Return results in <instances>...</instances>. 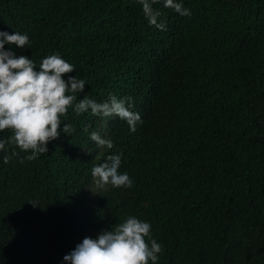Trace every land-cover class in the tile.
<instances>
[{"label":"trees","instance_id":"obj_1","mask_svg":"<svg viewBox=\"0 0 264 264\" xmlns=\"http://www.w3.org/2000/svg\"><path fill=\"white\" fill-rule=\"evenodd\" d=\"M174 3L191 14L158 0L162 31L139 0H0V31L30 41L5 50L29 57L37 71L54 54L74 65L63 78L86 82L74 104L84 96L104 102L117 90L131 96V111L147 112L133 133L146 147V171L129 188L95 186L93 160L105 153L89 154V137L105 118L77 115L74 104L47 153L28 160L16 148L4 163L0 150V264H63L80 233L78 243L95 239L128 216L151 224L162 247L156 264H264V0ZM129 130L117 117L103 137L117 147ZM32 183L38 199L64 205L70 224L51 232V218L63 217L48 212L5 226Z\"/></svg>","mask_w":264,"mask_h":264},{"label":"clouds","instance_id":"obj_2","mask_svg":"<svg viewBox=\"0 0 264 264\" xmlns=\"http://www.w3.org/2000/svg\"><path fill=\"white\" fill-rule=\"evenodd\" d=\"M139 2L149 24L162 31L166 30L163 22H157V17L161 13L152 7L158 0H151V3L149 0ZM164 7L172 8L182 16L191 14L189 9L180 3H174V0H164ZM29 42L27 34L0 31V132L5 130L11 132L8 138L0 139V150L6 153L3 157L4 163H8L12 156L17 155L16 148L30 152L31 155L26 157L28 160L47 153L48 143L60 136L61 117L67 115L68 109L73 107L77 100L74 94L83 92L85 88L86 82L83 79H77L76 76H69L67 80L63 78L65 74L73 72L75 67L59 55L43 58L37 71V65L29 57L17 56L15 52L5 50V44H14L23 49ZM120 94H117L116 90L106 97L104 102H96L84 96L73 107L77 115L90 110L93 116L105 118L99 125L98 132H91L89 137L91 144L95 146L89 154L101 148L107 156V160L104 159L105 156L94 158L91 169L95 186L100 190H104L108 185L129 188L134 179L144 176L146 171L143 157L146 147L133 134L136 125L144 127L147 118L146 108L140 107L134 112L131 111L126 107L134 106L131 96L123 92ZM117 117L124 120L130 130L129 135L116 147L113 139L103 137V130L110 119L114 120ZM62 131L71 135L74 128L65 123ZM84 131H88L87 126ZM125 149L130 153V160ZM16 162L21 161L16 158ZM35 188L33 183L25 188L22 198L18 200L16 209L18 217L11 223L5 221V226L10 225L16 229L19 224H26L32 220L31 216L48 212L63 217L51 218V223L46 225L51 232L59 231L61 227L70 224L71 215L64 205L38 199V196H35L37 193ZM21 216L23 221L16 222ZM78 236L71 243L75 244V248L63 257L65 261L63 264H149V261L156 264L158 254L162 252L161 244L152 238L151 224L135 216H128L111 230L102 231L95 239L86 236L78 243ZM146 237L150 240V246L146 242Z\"/></svg>","mask_w":264,"mask_h":264}]
</instances>
